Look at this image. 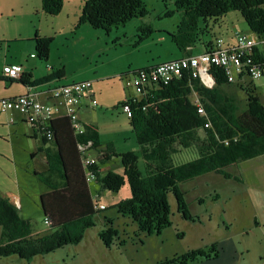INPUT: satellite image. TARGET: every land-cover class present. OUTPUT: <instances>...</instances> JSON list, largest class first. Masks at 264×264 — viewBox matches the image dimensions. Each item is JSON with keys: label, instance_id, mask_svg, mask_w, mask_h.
Returning a JSON list of instances; mask_svg holds the SVG:
<instances>
[{"label": "trees", "instance_id": "trees-1", "mask_svg": "<svg viewBox=\"0 0 264 264\" xmlns=\"http://www.w3.org/2000/svg\"><path fill=\"white\" fill-rule=\"evenodd\" d=\"M62 3L63 0H40L41 11L55 16ZM82 3L77 26L86 24L92 30H103L106 35L148 13L142 0H82ZM173 5L178 23L173 32L166 34L186 56H194L197 45L202 47V53L213 49L215 40L221 37H214L212 29L229 12L240 14L249 29L247 33L264 38V0H174ZM173 12L167 11L163 18L171 17ZM136 29L140 35L133 47L154 32L148 24H140ZM33 39L34 57L46 61L52 38L35 35ZM118 44L111 42L113 46ZM253 52L255 61L263 62L257 48ZM138 71L128 70L119 78ZM209 73L213 80L209 88L184 71L166 85L158 83L141 92L140 99L128 98L121 103L130 107L128 122L138 145L142 170L137 168V157L131 152L118 155L111 142L100 147L97 126L81 123V131H76L67 117L52 120L46 128L52 133L48 142L53 145V150L44 152L47 171L32 172L48 189L39 196V203L44 220L47 219V226L52 230L43 235L34 234L29 221L0 195V257L16 256L30 262L37 256L81 242L84 233L94 227V216L101 211L97 203L99 196L96 194L94 198L90 193L92 183L115 193L127 183L130 197L117 202L115 209L119 215L129 217L137 231L152 235L170 226L169 194L175 200L177 213L185 220L194 221L181 184L209 173L240 182L241 178L228 170L264 154V106L253 87L239 85L245 94V105L241 108L235 98L223 90L233 84L227 82L223 70L212 67ZM62 75L60 69L39 80H32L30 74H23L18 80L25 87H33ZM192 94L201 104L202 114L191 103ZM38 127L37 131L42 133ZM43 140L47 141L44 137ZM89 143L88 150L78 152V145ZM182 150L191 151L194 158L176 164L174 158ZM89 152H95L94 162L84 165ZM113 157L121 163V175L102 172V165ZM88 173L93 175L90 183H87ZM107 224L111 222L106 219L105 226ZM116 235L112 227H106L99 238L108 247ZM217 256L216 246H211L207 251H188L157 264H198Z\"/></svg>", "mask_w": 264, "mask_h": 264}, {"label": "rangeland", "instance_id": "rangeland-1", "mask_svg": "<svg viewBox=\"0 0 264 264\" xmlns=\"http://www.w3.org/2000/svg\"><path fill=\"white\" fill-rule=\"evenodd\" d=\"M5 1V3H2L3 5L0 4V8L12 6L15 11L0 14V40L8 41L7 43L4 42L3 53L5 54L7 45L11 43L6 39L17 37L20 33L25 35L28 32L33 34L34 37L36 32L40 30L39 22L44 20V27L48 26L49 31L47 32V29L43 27L40 34L46 32L52 38L49 51L50 59H52L56 68H63L64 80L71 82L87 77L100 76L93 80L94 99L97 105L87 110V112L81 111L80 117L97 126L102 148L106 143L111 142L115 147L116 154L131 152L137 157V168L142 170L138 145L129 125L128 117H126L120 105L125 98L124 89L126 87L123 81H120L119 74L121 73L119 72L126 73L129 64L132 68H141L182 55V52L176 48L165 33L174 31L178 23V13L173 5L174 0H142L148 11L142 20L154 30L151 37L133 47L132 45L137 42V37L140 35L135 26L142 24V22L139 18L132 19L125 26L112 30V33H118L120 39V43L116 45L117 47L114 50L104 48L94 57H86L81 53L86 43L89 46H96L92 42L94 41L92 37L88 38L83 35V39L74 38L79 30L80 32L83 31L81 28L77 29L80 27L77 26V23L81 9H74L73 0H63L60 12L55 16L47 15L46 19H41L37 14V12H40L39 7L31 13L24 6H20V0ZM173 10L171 17L163 18L164 13ZM27 13L30 14L25 17ZM160 13L162 19H157L156 16ZM28 19L30 26L33 22L34 28L28 25ZM82 27L85 30L86 26ZM58 28L59 30H57ZM62 29L65 32L61 31ZM236 30L249 32L240 14L229 12L214 26L211 34L214 37H221L226 43H229L232 33ZM95 31L99 34L102 42L106 33L101 29ZM122 33L124 34L122 35ZM89 39L92 41H89ZM32 41L34 42V40ZM32 41L14 44L8 52H16L24 59L26 56L33 58L34 50L30 49L28 53V47H35V43L33 44ZM101 47L105 46L102 44ZM195 48L194 53H198L202 49L200 45ZM8 52L6 53L8 54ZM43 65L45 67L49 64L43 61ZM47 68L50 67L47 66ZM111 70H118V72L116 75H108ZM115 76H118V78L113 79ZM241 83L242 88L253 87L254 94L258 96L260 103L264 106V80L257 81L245 78ZM237 85L225 86L223 90L228 95H232L238 105L243 108L245 94L242 91L243 89H240ZM128 90L130 93H136L134 87L128 88ZM190 100L194 106L199 104L193 94L190 95ZM4 139L8 140V134ZM13 144L16 146L15 161L11 164L9 163L11 162V157L8 154L9 146L7 142H0V150L4 157L3 159L0 158L4 164V173L0 174V186L3 188V192L16 195L17 187L15 183L13 184L14 174L12 170L15 164L21 165L24 163H27L28 168H30L28 173L26 169L24 172L26 179L22 181L24 192L38 194V192L46 191L47 188L32 176V170L42 167L38 162L40 161L38 157L33 161L29 158L30 155L23 151L24 148L22 149L19 141ZM88 155L95 157V152H89ZM193 158L194 155L191 151L182 150L175 156L174 160L176 164H181ZM101 169L103 173L111 171L121 175L123 172L119 159L115 157L106 161ZM228 171L233 175H239L237 166L230 168ZM238 187L243 189L238 182L224 179L214 173L181 184L180 188L185 192V200L194 221L185 220L177 213L175 200L169 194L167 201L169 204L170 226L163 229L160 234L146 235L137 231L136 225L129 217L119 215L115 209L114 205L117 202L130 197L127 183L116 193L101 189L99 185L92 183L89 185L92 196L95 198L98 194L97 203L104 204L106 210L99 211L94 216L95 225L87 233H84L81 242L74 246H66L59 251L48 254V256L35 257L30 262L20 260L16 256L0 257V264H157L188 251H207L211 246L218 247L219 241L226 240H232L238 247L250 246L249 251H246L248 263L258 264L259 261H255V258H258V256L263 258L264 256V238L261 236L260 229L256 230L253 226L249 229L255 213L250 205L246 207L244 202L239 201L238 193L236 196L233 194V191ZM214 194L221 196L219 202H215ZM29 196H22V212L19 209L20 215L25 218L31 216L29 223L32 229L35 228L39 232H50L52 229L44 223L39 197L33 199L30 194ZM222 208L225 209L226 213L222 212ZM106 219L111 224L105 226ZM106 227H112L117 232L108 247H105L99 238V233ZM242 227L244 228L242 229ZM247 229H249L247 231L249 237L245 238L246 236L242 235V231ZM258 242H261L262 248L255 244Z\"/></svg>", "mask_w": 264, "mask_h": 264}, {"label": "crops", "instance_id": "crops-1", "mask_svg": "<svg viewBox=\"0 0 264 264\" xmlns=\"http://www.w3.org/2000/svg\"><path fill=\"white\" fill-rule=\"evenodd\" d=\"M5 2H6L5 0H0V4L5 3ZM82 5H83L82 0H73L74 9L79 10L82 8ZM20 6H24L25 9H27V11L31 12V13L34 12L35 10H37L39 7L40 12L39 13L37 12L39 17L41 19L47 18V15H45L41 11L40 0H20ZM14 9L15 8L12 6H7V7L3 6L0 8V14H2V13L3 14L4 13L5 14L6 13H13L15 11ZM68 11H69V13H71L70 10H68ZM29 14L30 13H27L25 15V17H27ZM76 16L78 18V16H79L78 13ZM156 18L162 19L161 13L158 14L156 16ZM139 19H141L142 24H145L142 20L143 18H139ZM41 21H43V22L41 23ZM41 21L39 22L40 23V30L37 31L35 35H37L39 37H49V35H47L46 32H45V34H40L41 29H43V27H44V20H41ZM32 23L30 26V21L28 19V25L31 28H34V24H32ZM45 23L47 24L46 21H45ZM139 25L137 24V26H135V27H138ZM52 26H53V24H52ZM82 26H86L85 30L83 29ZM44 28L47 29V32L49 31L48 26H45ZM79 28H81V30L83 32H80V30H79V32H77L74 35V38L75 39H78V38L83 39V35H85V37H88V38L92 37L94 39V41H92L90 39H89V41H92L94 43V45H96L94 47V46H89V44L86 43V45L81 50V53L86 55V57H89V56L94 57L96 54L100 53V51L104 48H106L107 50H114V48L117 46L111 45L112 41H117V43H120L118 33H116V32L112 33L113 32L112 31L109 34L105 35V39L102 40V42H101L99 34L96 33L95 30H92L88 25L82 24L77 29H79ZM51 29L54 31L53 27H51ZM57 30H59V28ZM61 31L65 32L64 29H62ZM158 32H161V31H158ZM162 32H165V31H162ZM167 32H173V31H167ZM123 34L124 33H122V35ZM33 38H34L33 34L28 32L25 35L20 33V34H18L17 37H11L10 39H6V40L11 41V43L9 45H7V47H6L7 48L6 52H8L9 48H11V46H13L14 44L21 43V42H31L32 40H34ZM4 42L7 43L8 41H1L0 40V101L5 100V99L16 98V97L24 95L30 91L32 93L37 94L36 97L40 102H42L45 105L51 106L52 103H54V102L52 99H50L49 91H51L52 89H55L57 87H61L64 85H68L71 83L89 81V82H91V90L86 96H83V99L81 100V102L78 103L79 105L77 104L78 105L77 115H78L81 123H90V122H88V121H86L80 117V112L81 111L87 112V110H90L93 108L90 106L91 105V98L95 97V92L93 91V80L97 79L100 76H94L91 78L87 77V78H84V79H81L78 81L74 80L71 82H67V80H64L65 74H64L63 68H61V67L56 68L54 62H52V59H50V53H49L48 59L46 61H44L45 63H48L49 65H46L44 67L43 61H39L36 57L30 58V57L26 56L24 59V57L16 54V52H13V53L8 52V54L5 52V54H4L3 53V46L5 45ZM33 44H34V42H33ZM102 44L105 47H101ZM28 48H29L28 53H29L30 49L34 50V47L33 48L28 47ZM201 54H202V51H199L198 53H194L193 55H201ZM184 56H186V54L184 52H182V55L180 57L170 58L169 60H164V61H161L159 63L179 59V58H182ZM159 63L151 64L148 66H142L141 68H148V67L157 65ZM10 65H21V66H23L24 74H30L32 76V80H39V79L48 77L49 75L53 74V72H55L56 70H60V69L63 70V75L61 76V78H57V79L54 78V79H51V80H49L43 84H40V85H36L33 87H25L19 82L18 79H9L6 77L5 69ZM47 66H49L50 68H47ZM141 68H132L131 65L129 64L127 71L128 70L141 69ZM117 72H118V70H111L108 73V75H116ZM119 73L123 74L122 72H119ZM121 74H119V76ZM101 77H103V76H101ZM116 77L117 76L113 77V79H115ZM122 80H123V78H120V81H122ZM262 80H264V79L262 78L258 81H262ZM96 81H98V80H96ZM236 84H238L237 86L242 85V83H235V85ZM124 90H125L124 100L128 99V98H137V99L141 98V93L137 89L135 90L136 91L135 94H137V96H135V94H133V93H130L128 88H125ZM89 95H90V97H89ZM244 100H245V97H244ZM66 113H67V109H65V108L55 109L54 118L57 119V118L66 117V115H65ZM33 122L34 121H32V119H29V117L24 116L15 110L2 111L1 105H0V142H7L8 146H9L8 147V154L11 157V162H9V163L13 164L15 161L14 157H15L16 146L13 143H18V141H19L20 144L22 145V149L24 148L23 151L26 152L28 155H30L29 158H31L33 161H35V159L38 157V159L40 160L38 162H40V165L42 167L40 169H37V170L36 169L32 170V172L36 171V172H40V173H46L47 166L44 162V159H45V153L44 152L48 149L50 151V149H52L53 145L51 142H48V140L46 142L43 140L42 133L37 131L36 127H33V125H32ZM6 134H8V140L4 139V137H6ZM2 154L3 153L0 150V158L3 159L4 157L2 156ZM3 167H4V164L0 160V174L1 175H2V173H4ZM237 168L239 171L238 176L241 178V181L238 182V184H239V186H242L243 189H240L238 187L237 189H235L233 191V194L236 196V194L238 193L239 194V196H238L239 201L244 202V205L246 207L249 205L252 207L255 214L252 218V224L249 225V229L251 226H253L256 230L260 229L261 236L264 238V154L257 156V157H254L252 159L240 162L237 165ZM25 169L28 173L30 168H28L27 163H24L21 165L15 164L13 166V170H12V172L14 174L13 184L15 183L16 187H17L16 188L17 189L16 195L11 194V193H6V192L4 193L3 188H1V186H0V195L4 198L8 199L9 202L18 209V211L20 209V212H22V204H21L22 196L27 195L28 197H30L29 196V194H30L31 197L34 199L35 197L38 198L41 194L48 192V189L44 192H38V194H35V193L31 194L29 192H24V190L22 189V181L26 180L25 176H24ZM220 197L221 196L219 194L213 195V198L216 199L215 202H219ZM233 198H236V197H233ZM99 204L104 205L102 203H99ZM104 210H106V208ZM222 212L226 213L225 209L222 208ZM222 212H220V213H222ZM30 217L31 216H28V218H25V217H23V218L28 220V221H31ZM243 228L244 227H242V229ZM249 229L242 231V235L246 236L245 238L249 237V233L247 232V231H249ZM32 230H33L34 234H37V235H43L45 233V232H39V230H36L35 228H33ZM89 230L90 229H88L86 231V233ZM218 244H219L218 247H216L218 250V256L214 259H203L198 264H249L248 260H247L248 255L246 254V251H249L250 246L244 245L242 247H238L235 245V243L232 240L219 241ZM255 244L258 247L262 248L261 242H258ZM258 255H260V254H258ZM37 257H42V256H37ZM255 261H257V262L259 261L258 264H264V256H263V258H262V256H258V258H255Z\"/></svg>", "mask_w": 264, "mask_h": 264}, {"label": "built area", "instance_id": "built-area-1", "mask_svg": "<svg viewBox=\"0 0 264 264\" xmlns=\"http://www.w3.org/2000/svg\"><path fill=\"white\" fill-rule=\"evenodd\" d=\"M231 41L226 43L222 38H218L214 42V47L210 52L201 55L184 56L179 59L166 61L148 68L147 70H139L135 74H128L123 78V84L126 88L134 87L140 93H145L152 86L161 83L166 85L173 78L180 77L181 73L190 72L192 79H199L205 87L213 85L212 77L209 73L212 67H218L223 70L228 83L242 82L245 78L252 80L264 79V38H258L255 33H243L238 30L232 33ZM257 48L259 55L263 56V62L255 61V52ZM24 74L23 66L10 65L5 69V75L9 79H19ZM91 90V82H78L57 87L49 91L50 99L54 103L45 105L37 99V94L28 92L12 99L0 101L2 111L15 110L18 113L32 119L33 126H40V131L46 140H50L52 133L47 130V126L54 120V111L58 108L67 109L65 114L72 122V126L76 131H81V121L77 115L78 103L81 102L83 96H86ZM90 97V95H89ZM264 98V94H263ZM126 99L124 100V102ZM199 103V102H197ZM78 104V105H77ZM96 100L91 98V107L96 106ZM198 112L203 113L201 104H196ZM126 117L130 116V107L127 103L122 106ZM90 143L86 145H78V152L82 153L88 150ZM94 162L92 157L87 156L84 165H90ZM87 181L93 179L91 173L86 174ZM103 209L104 206H100ZM48 223L47 219L44 220Z\"/></svg>", "mask_w": 264, "mask_h": 264}, {"label": "clouds", "instance_id": "clouds-1", "mask_svg": "<svg viewBox=\"0 0 264 264\" xmlns=\"http://www.w3.org/2000/svg\"><path fill=\"white\" fill-rule=\"evenodd\" d=\"M233 84H235V83H233ZM88 156H89V155H88ZM89 157H91V156H89ZM91 181H92V180H91ZM91 181H90V182H91ZM90 182L87 181V183H90ZM100 206H101V204H99V207H100ZM102 206H104V205H102ZM99 207H98V208H99ZM105 208H106V207L104 206L103 209H100V208H99V210L103 211ZM44 223H45V221H44ZM47 224H48V223H47Z\"/></svg>", "mask_w": 264, "mask_h": 264}, {"label": "bare ground", "instance_id": "bare-ground-1", "mask_svg": "<svg viewBox=\"0 0 264 264\" xmlns=\"http://www.w3.org/2000/svg\"><path fill=\"white\" fill-rule=\"evenodd\" d=\"M8 78V77H7Z\"/></svg>", "mask_w": 264, "mask_h": 264}]
</instances>
